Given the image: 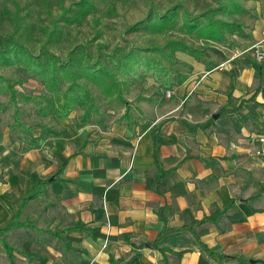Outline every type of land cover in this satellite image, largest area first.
<instances>
[{"label": "crops", "instance_id": "obj_1", "mask_svg": "<svg viewBox=\"0 0 264 264\" xmlns=\"http://www.w3.org/2000/svg\"><path fill=\"white\" fill-rule=\"evenodd\" d=\"M261 36L262 29L253 43ZM251 58L264 78V68L252 53ZM225 61L227 68L218 70L228 72L236 62L230 57ZM215 70L210 67L209 75L195 81L187 96L205 78L209 89L230 87L232 97L250 86ZM258 84L261 91L264 85ZM179 88L172 90L173 96L182 93ZM184 104V100L154 103V120L138 118L127 136L110 139L101 123L89 127V121H83L55 137L46 136L39 149L38 143L30 144L18 156L2 157L6 163L0 164V226L19 211L23 197L48 181L22 210L40 201L44 211L29 219L41 218L46 226L29 223L55 238L37 240L47 250L63 247L56 259L44 253L50 257L42 255L46 264H199L201 256L209 264H264V247H244L253 242L257 219L264 225V215L253 216L249 198H242L238 210H232L237 204L235 187L223 174L219 153L213 156L209 139H202L205 128L196 136L201 142L192 140L187 151L172 127L174 120H167ZM209 216L217 218L197 222ZM227 220L231 222L224 225ZM234 239L240 241L235 247L230 242Z\"/></svg>", "mask_w": 264, "mask_h": 264}, {"label": "rangeland", "instance_id": "obj_2", "mask_svg": "<svg viewBox=\"0 0 264 264\" xmlns=\"http://www.w3.org/2000/svg\"><path fill=\"white\" fill-rule=\"evenodd\" d=\"M78 1L63 0L65 7H74ZM90 1L93 3V8L86 15L71 23L60 21L55 24L53 20L61 12L58 0H0V36L12 35L15 27H18L25 35L22 41H25L33 52L38 53L52 28L56 26L57 30L54 35L56 38L53 39L55 42L49 48L63 59H66L70 51L79 45L91 52L94 58L103 57L106 52L118 53L119 49L129 51L134 47L147 48L148 52L145 53L150 58L160 59L162 65L171 71L172 85L166 88L155 76L140 78L134 74L124 75L115 72L122 90L121 95L106 97L101 87L83 82L91 91L95 104V108L90 112V118L86 120L89 121L87 125L91 127L90 124L101 123L103 127L101 130L107 132L110 139L111 135L127 136L129 128L138 123L140 118L146 119L145 122L154 120L156 113L151 108L154 103L184 100L185 104L177 112V116L167 119L174 120L172 127L180 136L179 143H186L187 151H189V144L193 141L201 142L196 136L201 128H205V135L202 139L204 141L209 139V148L213 156L219 153V159H221L219 165L224 169L223 174L226 180L231 181L235 187V191L232 192L237 204L232 207V210H238L237 205L240 204L238 202L242 198H249L253 210L255 208L253 216L264 215V160L257 152L258 138L264 135V96L262 91L257 90V87L259 81L264 85V78L262 74L260 76L261 69L253 63L252 51L249 50L250 45L264 28V0H236L241 10L233 9L228 0ZM177 3H184L190 11L195 12L194 14L209 11L214 19H223L234 26L232 30L226 31V36L222 40L205 39L182 28L183 8L180 7L177 26L172 30L156 32L146 27L130 28L145 18L150 10L166 11ZM221 3L227 5L230 12L219 14L211 12L213 7ZM177 38H184L189 44L202 50L203 60L177 51L174 65L165 61L159 52L154 51L156 46L164 45L168 39ZM228 57L236 60L232 64L234 66H231L228 72L218 69L215 71L227 73L229 77L233 75L234 79L238 78L242 83H250L246 91H243L239 97H232L230 87L209 89L205 78L201 81L197 91L187 96L190 92L188 89L195 81L201 80L205 75L207 77L209 74L207 75L206 72L210 67L216 68ZM191 70L196 72L192 73ZM0 74L8 78L17 90V99L14 101L10 92L0 93V164L6 163L2 161V157L8 159L9 156H18L20 151L30 149L33 137L39 135H43L44 138L46 136L55 137L64 133L67 126L71 127L85 121L84 113L87 107H76L70 112L68 119H62L56 114H40L36 103L48 105L51 103L48 98H55L53 94L48 93L42 79L31 76L14 66L0 65ZM19 80L21 82H17ZM177 88L182 89V93L177 92L170 98L167 94L168 90H174L175 93ZM22 93L32 96L33 99L24 100ZM16 104L20 109L23 126H16L12 131ZM56 104L57 102L51 103V105ZM125 113H129L131 118L125 117ZM216 113L219 115L214 118ZM41 146L42 144L38 143L36 148L39 149ZM43 208L40 201L38 204L30 205L24 209L25 213L22 212L20 221L36 222L39 227L44 228L46 223L41 218L36 221L29 219L32 213L40 214L41 212L42 214ZM242 208L245 207L242 206ZM230 222L227 220L224 225ZM256 227L257 229L254 230ZM47 236L52 237L36 227L12 228L9 232L0 235L11 246L21 250L25 242L30 241L32 250H37L40 255L46 253L52 259H56L58 251H63V247H49L50 249L47 250L41 240H37V238L44 240ZM182 242L185 243L183 239ZM230 242L234 243L235 247L240 241L234 239ZM244 247H264V225L261 220L257 219L253 226V242H248ZM46 254L43 256L49 259L50 257ZM76 254H78L77 251ZM15 260L17 264H41L38 259H29L19 252L15 253ZM0 264H9L5 249L1 244Z\"/></svg>", "mask_w": 264, "mask_h": 264}, {"label": "trees", "instance_id": "obj_3", "mask_svg": "<svg viewBox=\"0 0 264 264\" xmlns=\"http://www.w3.org/2000/svg\"><path fill=\"white\" fill-rule=\"evenodd\" d=\"M61 7V12L58 17L53 21L56 22H74L81 16L86 15L90 9L93 8V3L90 0H79L75 3L74 7H65L63 0H58ZM233 9H240V5L236 0H228ZM227 2V3H228ZM229 5V4H228ZM182 7L183 23L182 28L187 32L195 33L200 37L208 40L219 41L226 36L227 30H232L233 24L217 18L214 19L210 16V12L202 11L199 14L190 11L189 7L184 3H177L171 6L166 11H152L142 20L135 23L130 28H150L156 32H164L174 29L177 26L179 8ZM213 13L219 14L230 12L227 5L223 3L213 7ZM241 10V9H240ZM206 18V19H204ZM56 26H54L47 37L44 44L40 47L39 52H33L27 45L24 38V33L20 32L18 27L12 35L1 37L0 36V65L1 66H14L26 71L31 76L42 79L46 86L48 93L55 96L54 99L48 100L56 105H42L39 102L38 110L42 115L56 114L62 119H68L70 112L76 107H87L84 113L85 121L90 118V112L95 108L94 97L89 88L83 83H92L101 87L102 92L106 97H116L122 90L116 78V74L131 75L134 74L138 77L155 76L166 87L172 85L171 71L166 69L160 59H152L145 52L148 49L144 47H134L129 51L119 49L116 52H106L103 57L97 56L94 58L91 52L85 50V47L79 45L70 51L66 59L60 57L56 52L51 50L49 46L55 42L53 40L56 33ZM18 34V35H17ZM20 34V35H19ZM155 52H159L165 61L171 64H176L174 59L177 51H182L190 55L196 56L203 60V51L189 44L184 38L168 39L164 45L155 47ZM108 62V64H107ZM115 72H117L115 74ZM178 79V77H175ZM17 82H21L20 80ZM10 80L0 74V93L10 92L11 98L16 100L17 90L14 88ZM264 96V87L261 89ZM121 95V94H120ZM119 95V96H120ZM24 100H32L33 97L21 94ZM131 118L129 113L124 115ZM129 116V117H128ZM23 126L20 118V109L15 105V121L11 128L16 126ZM44 140L43 135L33 137L30 144L36 145ZM157 180V178H156ZM48 181L41 183L39 187L33 192L23 197V203L17 213H15L10 220L0 226V235L9 232L12 228H34L35 226L29 222L20 221L21 212L24 204L31 198L39 196L42 188ZM225 211L220 212L217 216L224 214ZM217 216L205 217L201 221L211 220ZM34 226V227H33ZM62 233V232H61ZM54 235H60V232H53ZM0 244L4 247L9 264H17L15 260V253L28 257L29 259H38L41 264L46 263V258L38 252H34L31 248V242L27 241L24 244L23 250L11 246L4 238L0 237ZM202 247L209 253L214 254L205 243H201ZM232 258V256H228ZM236 258V257H234ZM240 259V257H238ZM241 260V259H240ZM199 264H209L204 256L200 257Z\"/></svg>", "mask_w": 264, "mask_h": 264}, {"label": "built area", "instance_id": "obj_4", "mask_svg": "<svg viewBox=\"0 0 264 264\" xmlns=\"http://www.w3.org/2000/svg\"><path fill=\"white\" fill-rule=\"evenodd\" d=\"M252 51V55L256 62L264 68V28L262 30V36L255 43H253L250 47ZM228 65V61L222 62L215 69H226ZM168 96H172L173 91L169 90L167 92ZM259 146H258V154L264 160V135L259 136L258 138Z\"/></svg>", "mask_w": 264, "mask_h": 264}, {"label": "water", "instance_id": "obj_5", "mask_svg": "<svg viewBox=\"0 0 264 264\" xmlns=\"http://www.w3.org/2000/svg\"><path fill=\"white\" fill-rule=\"evenodd\" d=\"M218 115H219V114H217V113H216V114H214V116H213V117H214V118H217V117H218Z\"/></svg>", "mask_w": 264, "mask_h": 264}]
</instances>
